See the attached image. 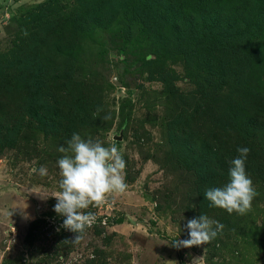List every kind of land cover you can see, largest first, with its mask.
<instances>
[{"label": "rangeland", "instance_id": "obj_1", "mask_svg": "<svg viewBox=\"0 0 264 264\" xmlns=\"http://www.w3.org/2000/svg\"><path fill=\"white\" fill-rule=\"evenodd\" d=\"M44 1L0 0V264H192L199 257L203 264H264V174L254 163L245 165L258 192L251 210L214 213L219 217L211 219L224 229L211 245L171 246L176 238L189 239L197 173L211 160L213 144L204 133L191 139V132L176 129L191 119L188 101L197 85L185 65L199 41L187 33L174 36L169 18L159 21L150 13L157 24L148 15L140 22L134 0H105L96 17L76 0H59L37 20H26L27 11ZM73 19L82 23V33L68 54L60 50L64 58L57 64L69 92L56 90L58 84L50 89L51 79L35 81V35ZM18 48L34 51L20 53L27 57L17 61ZM256 56L240 70L251 86L264 76V50ZM143 58L160 65H144ZM238 108L229 121L243 124L247 115ZM36 110L42 120L33 116ZM73 133L104 146L116 143L128 185L84 210L96 222L78 243L62 227L65 217L54 211L52 197L62 179L58 149ZM40 166L46 176L32 171ZM215 172L213 187L224 186L229 171Z\"/></svg>", "mask_w": 264, "mask_h": 264}, {"label": "trees", "instance_id": "obj_2", "mask_svg": "<svg viewBox=\"0 0 264 264\" xmlns=\"http://www.w3.org/2000/svg\"><path fill=\"white\" fill-rule=\"evenodd\" d=\"M58 1L45 0L35 5L27 11L26 20H37ZM76 1L84 5L86 15L92 12V16L96 17L104 13L101 5L105 0ZM133 3L138 15L135 18L140 22L147 15V21H151V24H157V21L153 22L155 19L163 21L169 18L171 29L177 32L174 36L187 33L192 40L199 41L188 50V62L185 65L191 69V78L197 85L188 101L192 105L191 119L185 117L176 129L179 135L191 132V139L196 134L204 133L213 144L209 153L211 160L197 173V207L191 212L193 218L203 214L217 219L220 208L212 206L204 195L215 184L216 176L212 174L215 169L227 173L231 161L239 155L237 149L248 147L250 153L245 165L254 163L260 167L257 172L264 174V76L260 83L251 86L240 73L241 69L250 66L249 57L257 60L259 56H256V52L264 50V0H134ZM150 13L154 14L155 19ZM81 24L79 20L73 19L67 27L58 25V31L54 27L50 29L35 25L39 29L45 28L44 35L40 31L35 35V81L51 79L50 89L58 84L56 90L69 92L66 89V77L59 75L62 69L57 66L64 57L58 54L60 50L68 54L70 48L76 45L75 41L82 33ZM27 51L34 50L18 48V51H14L16 60L26 58L20 53L26 54ZM142 62L144 65H160L157 60L147 61V58H143ZM21 65L17 64L18 68ZM238 107L245 110L247 115L243 124L229 121V114ZM33 114L36 119L42 120L41 111L36 110ZM209 167L213 170L208 171ZM36 223L34 221L31 227ZM186 230L189 236L187 227Z\"/></svg>", "mask_w": 264, "mask_h": 264}, {"label": "clouds", "instance_id": "obj_3", "mask_svg": "<svg viewBox=\"0 0 264 264\" xmlns=\"http://www.w3.org/2000/svg\"><path fill=\"white\" fill-rule=\"evenodd\" d=\"M24 34L27 35L26 32ZM58 151L64 155L57 161L62 179L59 181V193L52 196L57 200L54 211L65 217L62 227L75 233L72 242L78 243L85 229L91 228L96 222L95 214L84 210L103 202L106 194L126 191V161L116 143L104 146L99 140L84 139L77 133H73L66 148L60 147ZM237 152L238 157L231 161L228 182L222 187L207 189L204 195L214 207L226 210L229 214L235 212L245 215L251 210L258 192L245 169L250 149L240 147ZM32 171L38 172L40 176L48 174L45 166L33 168ZM186 226L190 238H176L171 243L172 247L179 249L207 245L224 229L222 223L203 214L189 220ZM165 264L177 262L170 260L165 261ZM192 264H203V257L193 258Z\"/></svg>", "mask_w": 264, "mask_h": 264}]
</instances>
